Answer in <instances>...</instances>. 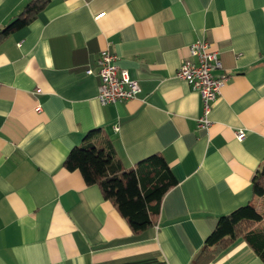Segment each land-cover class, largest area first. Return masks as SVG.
<instances>
[{"label":"crops","instance_id":"0c3cea01","mask_svg":"<svg viewBox=\"0 0 264 264\" xmlns=\"http://www.w3.org/2000/svg\"><path fill=\"white\" fill-rule=\"evenodd\" d=\"M32 1L0 0V30ZM47 1L0 42V264H191L219 218L251 201L264 163V0ZM197 40L231 76L208 126L176 75ZM105 48L139 83L136 98L98 100ZM106 137L125 167L159 153L177 180L139 237L63 167ZM209 264L264 262L240 239Z\"/></svg>","mask_w":264,"mask_h":264},{"label":"trees","instance_id":"16d2710c","mask_svg":"<svg viewBox=\"0 0 264 264\" xmlns=\"http://www.w3.org/2000/svg\"><path fill=\"white\" fill-rule=\"evenodd\" d=\"M47 3V0H36L27 4L0 30V42L29 25ZM97 131H91L88 137ZM63 167L79 171L87 185L98 186L103 198L113 204L138 237L157 224L161 202L177 183L161 154L151 155L128 168L122 164L113 142L107 137L100 143L87 141L74 147ZM252 193L250 202L219 218L191 264L213 262L240 239L246 241L264 262V163L252 177Z\"/></svg>","mask_w":264,"mask_h":264},{"label":"built area","instance_id":"2783aa9c","mask_svg":"<svg viewBox=\"0 0 264 264\" xmlns=\"http://www.w3.org/2000/svg\"><path fill=\"white\" fill-rule=\"evenodd\" d=\"M116 60L117 57L108 48L100 52L98 76L101 83L98 100L103 105L132 100L141 91L139 83L131 77L127 69L119 67ZM88 73L92 71L88 70ZM176 75L201 96L203 108L198 125H210L209 116L213 104L218 99L221 88L231 77L223 68L219 51L213 49L210 42L197 40L189 46V56L181 63ZM115 129L118 130L119 127L116 126ZM244 137L243 130L237 132L239 140Z\"/></svg>","mask_w":264,"mask_h":264}]
</instances>
